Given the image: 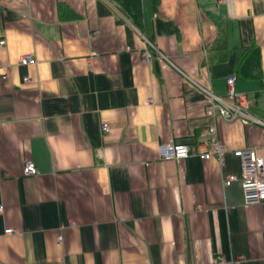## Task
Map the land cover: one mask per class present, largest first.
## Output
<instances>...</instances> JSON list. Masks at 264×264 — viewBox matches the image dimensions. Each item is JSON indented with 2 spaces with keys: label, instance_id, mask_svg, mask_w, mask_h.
Segmentation results:
<instances>
[{
  "label": "crops",
  "instance_id": "crops-1",
  "mask_svg": "<svg viewBox=\"0 0 264 264\" xmlns=\"http://www.w3.org/2000/svg\"><path fill=\"white\" fill-rule=\"evenodd\" d=\"M0 42V264H264V201L222 183L234 149L264 162V126L208 115L196 86L234 75L264 120V0H142L140 25L114 0H0ZM210 125L222 164L158 155Z\"/></svg>",
  "mask_w": 264,
  "mask_h": 264
},
{
  "label": "built area",
  "instance_id": "built-area-1",
  "mask_svg": "<svg viewBox=\"0 0 264 264\" xmlns=\"http://www.w3.org/2000/svg\"><path fill=\"white\" fill-rule=\"evenodd\" d=\"M3 43V42H0ZM155 45L148 43L143 52V60L148 62L153 54L152 50H156ZM160 57H163L159 53ZM36 59L32 53H25L19 57L20 65H30L35 63ZM29 77H24L27 82ZM227 93L225 96L214 93L208 85L196 84L203 92L206 98V113L210 116H219L226 122L242 121L244 123H254L264 126V120L255 117L249 110L247 98L244 94L235 91V76H228L226 79ZM110 129L108 124H102L101 130L108 132ZM215 126L210 125L205 131L207 136L205 140L197 142L185 141H167L158 144V155L163 160L184 159L191 155H200L203 159L216 157L219 163H223L227 150L219 142L215 136ZM231 153L238 158L240 171L238 174L224 175L222 183L224 186L230 185L234 181H238L243 192V201L245 205L255 204L264 201V175H263V158L254 148L234 149ZM36 165L32 161H26L22 168L23 175H36L38 173ZM1 209V208H0ZM5 234H17L15 229H5ZM220 263L225 264L223 260ZM232 264H240L239 260L232 261Z\"/></svg>",
  "mask_w": 264,
  "mask_h": 264
},
{
  "label": "trees",
  "instance_id": "trees-1",
  "mask_svg": "<svg viewBox=\"0 0 264 264\" xmlns=\"http://www.w3.org/2000/svg\"><path fill=\"white\" fill-rule=\"evenodd\" d=\"M115 3L119 6V8L137 25L141 24V15H142V0H114ZM148 11L150 14H154L160 3V0H145ZM170 31H174L173 28ZM248 52V51H247ZM242 55L240 61H245L248 53ZM258 62H256L257 64ZM240 64V63H239ZM255 67H259V65H255ZM260 72V71H259ZM256 73V75L259 74Z\"/></svg>",
  "mask_w": 264,
  "mask_h": 264
}]
</instances>
